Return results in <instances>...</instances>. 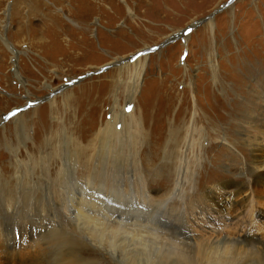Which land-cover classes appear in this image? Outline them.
Wrapping results in <instances>:
<instances>
[{"label":"rangeland","instance_id":"rangeland-1","mask_svg":"<svg viewBox=\"0 0 264 264\" xmlns=\"http://www.w3.org/2000/svg\"><path fill=\"white\" fill-rule=\"evenodd\" d=\"M222 8L213 19L191 30L188 36L180 34ZM7 44L26 59L22 63H27V68L21 69L26 84H21L15 77L20 70L19 60L12 59ZM145 56L149 59L145 61L140 80L135 83L137 91L129 95V92L134 91L131 88L134 85L131 72L134 70L132 67H122ZM263 71L264 0H0V129L14 117L42 108L31 115L33 119L40 116L45 125L41 131L47 132L39 134L37 129V145L31 153L25 151V144L31 145V139L20 146L24 162L22 172H32L30 176L41 175V169L48 162L52 164L61 156L71 165L75 151L79 152L76 156L78 161L84 157L81 165H77L80 168L99 164L97 167L101 171L100 164L107 157L117 162L120 158L116 157V151H120L119 138L116 143L117 138L106 140L100 136L105 123H114L112 117L115 108L111 104L116 99L120 112L131 114L134 111L140 124L145 120L154 127V138L159 135L165 137L164 148L169 135L168 123H173L179 114L187 113L186 119L184 116L178 125V148L185 142L186 130L196 128L206 131L208 141L202 144L200 141L198 145L209 148L210 152L215 147L218 151L210 154L211 161L204 162L203 167L200 163L201 170L205 167L214 171L211 176L205 175L207 183L203 185L208 190L221 187L220 191L236 196L243 191V183L247 180L241 171L232 170L234 162H237L235 156H239V163L242 164V155L239 150H234L232 144L227 143L228 138H221L224 135L238 137L236 132L246 125L248 115L243 113L244 108L240 113L232 111L241 97L227 94L231 89L241 87L240 81L243 82L246 76ZM253 80L254 77L250 81L253 83ZM254 88V103L260 108L262 105L264 111V97L258 96L259 93L264 95V83L259 81L246 91L237 92L245 101L253 96ZM193 90L202 97L200 106L196 105ZM27 91L31 99H28ZM210 92L215 93L221 104V118L217 120L195 114V110H208ZM53 101L55 104L49 106ZM252 113L256 115L253 110ZM158 116L166 118L165 127L164 123L159 126ZM121 124L118 121L117 131L121 130ZM237 124H240L239 127ZM36 128L30 124L28 133L31 137L36 135ZM165 130L167 133H164ZM1 132L0 138L3 136ZM121 141L125 145L131 138L123 136ZM66 142L69 151L65 148ZM232 143L241 149L251 148L239 137ZM175 150L176 147L160 165V155H157L154 165L147 168L148 172H158L157 177L146 178L151 203L168 199L171 206L179 207L189 196L186 191H183V197L180 192L170 193L176 180L175 170L181 166L173 158ZM3 153L1 159L5 158ZM28 154L33 158H27ZM215 154H219L218 160H215ZM34 164L37 167L34 168ZM227 167L234 171L232 175H227ZM255 170L260 174L264 172L263 169ZM166 174L171 177L161 182L159 176ZM261 177L255 183L257 189L254 188V182L251 183L253 191H264V176ZM199 199L197 196L194 201ZM202 203L209 214L210 206L213 205L211 198L206 197ZM213 222L219 226V221L213 219L212 223L206 222L197 230L202 239L217 238ZM230 223L231 219L227 229ZM63 227L62 230L52 226L48 236L35 244L18 236L17 241L9 244L0 237V264H54L62 257L74 262L77 256L76 264L80 263L79 258H86L89 263L98 254L97 257H105L110 264H116L110 262L109 254L93 244L84 247L83 251H69L67 245H71L70 237L78 239L79 233L75 231L76 226ZM232 227L233 234L237 230L243 231L237 226ZM56 234L59 237L54 238ZM258 234L261 236V233ZM55 250L60 254L52 261ZM191 251L185 248V257ZM199 260L196 257L188 263L201 264L209 258L201 262ZM129 261L130 264L135 262L133 259ZM150 261L154 262V259ZM154 264H180V260L173 251L156 258Z\"/></svg>","mask_w":264,"mask_h":264},{"label":"bare ground","instance_id":"bare-ground-1","mask_svg":"<svg viewBox=\"0 0 264 264\" xmlns=\"http://www.w3.org/2000/svg\"><path fill=\"white\" fill-rule=\"evenodd\" d=\"M16 14L18 15L17 10ZM6 46L12 59L19 60L20 70L15 77L21 84H26L25 76L21 71L22 68L23 70L27 68V63H22L26 59H23L19 52L10 45ZM148 59L149 57L145 56L122 67V69L132 67L134 70L133 73L131 72L132 80L130 79L134 83L131 87L134 91L129 92V95L135 94L137 91L135 83L141 77L145 69V61ZM262 75L264 76V71L260 74L254 73V76H246L243 82L240 81L241 87L237 86L227 94L241 97V101L234 105L232 111L239 112L244 108L243 113L248 115H245L248 119L245 126L238 128L239 132L237 131L236 135L248 146H251L246 150L233 144L232 141L238 140L236 136V138H231L230 135H224L221 138H228L227 143L232 144L234 150H239L242 155L240 158L243 160L242 164L239 163V156H235L237 162H234L232 170L241 171L247 176V180L243 183V191L236 196L220 191L221 187L208 190L203 185V183H207L204 179L205 175L211 176L214 171L205 167L201 170L200 163L203 167L204 162L211 161L210 154L218 151L216 147L210 152L209 148L198 145L200 141L201 144L208 141L206 131L196 128L191 131L186 130L183 139L185 142L183 141L184 144L178 148L179 143L176 141L178 125L184 116V120L186 119L187 113L179 114L173 123H168L169 135L164 148L166 139L163 135L154 138L152 125L145 120H142L143 123L140 124L138 115L136 116L134 111L131 114L120 112L118 108L120 106L114 99V103L112 101L113 104H111V107L115 108V110L113 109L115 114L112 117L114 123H105L100 136L106 140L117 138L116 143L119 138L120 151L115 150L116 157H120L117 162L107 157L105 162L100 164L101 171L97 167L99 164L91 167L84 165L80 168L78 166L81 165V160L84 157L78 161L76 156L79 152L75 151L71 165L62 156L59 159L57 157L58 160H54L55 162L52 164L48 160V164H45L44 168L40 167L42 168L41 175L35 174L36 177L30 176L32 172L29 174L22 172L24 162L20 146L31 139V145L25 144V151L28 153L37 145V129L39 134L42 133L44 130L41 131V129H45V125L40 116L33 119L31 114L38 113L42 108L14 117L10 121V125L0 129L3 134L0 138V155L5 152L3 153L5 158L1 159L2 157H0V237L9 244L14 240L17 241V236L33 241L35 244L48 236L52 226L62 230L63 226H76L75 231L79 233L77 235L79 240L70 237L71 245H67L69 251H83L84 247L93 244L97 249L109 254L110 262L116 264H130V259L135 260L134 264H154L156 258L173 251L176 252L180 264L188 263L196 257L200 258V262L209 258L208 261L201 264H229L233 262L264 264V191H253L251 188V183L254 182V188L257 189L258 187L255 185L257 178L264 176V172L260 174L255 170V168L264 170V111L262 105L260 108L258 104L254 103L256 88L252 90L253 96L245 101L243 96L237 92L238 90L246 91L249 86H252L253 83L257 84L259 81L264 83ZM253 77L252 83L250 80ZM26 94L30 97L28 99H31L28 91ZM258 96L264 97L263 93H259ZM193 97L196 105L200 106L202 97L199 93L193 90ZM208 98H210L208 110H195V114L211 120L221 118L219 109L221 104L215 93L210 92ZM54 104L55 101L49 103V106ZM252 110L259 118L252 113ZM165 119L158 116L159 126H162L163 123V126H166ZM118 121L122 122L120 131H117L116 128ZM30 124L37 127L34 137L28 133ZM239 125L237 124L238 127ZM166 131L164 133H167ZM123 136L130 137L131 141L123 145L121 141ZM140 139L141 143L138 141ZM64 144L69 151V144L67 142ZM175 147L177 151L175 150L173 158L181 166L175 170L176 180L173 182L170 193L180 192L183 197L185 193L183 191H186L189 192V196L179 207L171 206L168 199L151 203L148 196L150 187L147 185L146 178L157 177L158 172L156 170L148 172L147 168L150 169L154 165L157 155H160L159 165L161 161L165 162L168 155L174 152ZM136 155H139V158ZM54 156L56 157V155ZM218 156L219 154H215V160H218ZM27 158L33 157L28 154ZM24 161L26 162V159ZM239 164L241 168H239ZM36 165L34 164V168L37 167ZM226 172H228L227 175L234 173L229 167L226 168ZM195 175H197V179H193ZM170 177V174L159 176L161 180H168ZM197 196L201 200L194 201ZM206 197L211 198L213 202L209 214L208 211L205 212L206 208L202 203ZM201 206H203V210ZM213 219L219 221V226L213 222L216 230L214 233L218 234L217 238L204 240L197 230H200L206 222L212 223ZM230 219L232 223L227 229ZM232 226H237L244 232L237 230L236 234H233ZM258 233H261V236ZM57 237L59 234L54 236V238ZM185 248L192 249L187 257L184 253ZM93 249L95 248L93 247ZM55 251L51 257L52 261L60 254L57 250ZM98 255L93 258L92 262L88 259L91 262L89 263L104 264L106 262V264H110L105 257L100 258L97 257ZM150 259H154V262ZM73 260L74 262L66 261L62 257L58 263L54 262V264H76L78 256ZM79 261L78 264H89L86 258L83 260L79 258Z\"/></svg>","mask_w":264,"mask_h":264},{"label":"water","instance_id":"water-1","mask_svg":"<svg viewBox=\"0 0 264 264\" xmlns=\"http://www.w3.org/2000/svg\"><path fill=\"white\" fill-rule=\"evenodd\" d=\"M223 9H224V8L218 10L217 12L213 13L212 15H210V16L207 17V18H205V19L202 20L201 22L197 23L196 26H194V27L189 26V27L187 28V30H185L186 33H184V31H183V32H181L180 34L188 36V35H189L188 33H190L191 30L197 28L198 26H201V25L204 24V23H207L210 19H213V17H214L217 13H219L221 10H223ZM160 47H162V46H160ZM158 48H159V47H158ZM158 48H156L155 50H157Z\"/></svg>","mask_w":264,"mask_h":264}]
</instances>
